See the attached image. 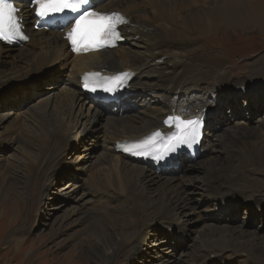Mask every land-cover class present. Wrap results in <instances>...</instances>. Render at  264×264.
<instances>
[{"label":"bare ground","instance_id":"obj_1","mask_svg":"<svg viewBox=\"0 0 264 264\" xmlns=\"http://www.w3.org/2000/svg\"><path fill=\"white\" fill-rule=\"evenodd\" d=\"M15 1L21 8L19 16L28 41L21 48L0 43V96L2 91L7 95V90L13 88H17L13 95H24L47 76L53 82L55 79L62 81L57 92L49 93L45 100L48 101L47 106L33 113L39 118L35 136L22 130H18L16 136H5L9 132L4 131L8 125L20 122L23 114L19 109H10L4 113L6 116H0V142L14 148L29 163L28 173L22 171L21 176L15 171L11 173L13 168L10 166L1 168L0 176L5 185H9V179L16 178L26 183L30 175L41 173L43 164H49L46 157L52 152L60 158L68 145L92 134L95 141L101 140L102 146L97 147L98 156L89 174L85 167L77 165L78 171L89 175L90 185L89 192L81 197L73 214L80 215L77 222L84 230L79 245H86L87 250L95 254L100 252L103 264H110L121 249L132 244L138 246V243L145 242L143 237L149 236L147 230L145 233L139 230L128 233V229H132L129 221H133L124 210L128 197L140 215L151 214L156 221L159 218L170 236L182 237L184 242L191 240L190 246L196 247L191 249L193 254L188 259L181 252L160 264H221L229 257L237 256L239 251L249 249L256 257L255 264H262L264 237L259 238L234 227L221 231L214 223L199 217L196 222L207 231H199V237L193 239L175 218L183 212L194 211V193H201L205 199L200 205L209 201L213 213L230 215L243 201H247L251 214L256 209L264 213V181L257 177L261 175L258 170L264 168V120L260 124L262 127L236 123L233 131L224 130L225 137L216 134L219 127L215 130L214 126L213 132L208 125H213L210 116L218 112L216 101L220 100V93L217 91L223 79L232 73L222 72L211 83L196 76L207 72L198 66V62L188 66L183 60V55L192 51L183 40L190 39L192 34L214 35L220 28L264 32V0H101L95 2L97 10L116 13L127 20L122 33L128 43L116 50L76 56L69 51L61 32L34 29L35 20L28 7L24 6L27 0ZM195 40L187 43L192 49H200L203 52L201 60L210 63L215 56L205 54V48L198 46ZM225 45L229 47V44ZM263 66L264 59L251 64L253 71L262 73ZM6 67H9L7 71L4 70ZM119 73L130 77L128 92L122 95L119 104L104 107L93 103L77 88L87 74ZM252 78L263 82L260 75L255 77L254 74ZM13 81L22 82L7 90L1 87ZM235 89L237 86L234 84L226 92H237ZM243 89L259 92L257 87ZM2 100L0 103L4 104ZM139 100L146 104L145 108L134 112L131 105ZM168 117L196 119L206 124L199 158L176 159L172 166L181 164L179 172L175 173L173 170L169 172L172 166H158L156 161L142 164L138 155L124 150L117 153L123 144L130 141H141L158 131H172L164 123ZM97 133L99 136H95ZM87 156L91 159L86 154L82 162H86ZM194 172H201L204 176L194 179ZM51 177L49 175L48 180ZM71 192L76 193L77 190ZM86 196H90V200H85ZM260 217L264 218L263 215ZM61 232L60 229L56 233ZM157 235L169 239L165 232L160 231ZM14 244L18 249L21 242L18 239ZM28 258L27 262L32 264V257Z\"/></svg>","mask_w":264,"mask_h":264},{"label":"rangeland","instance_id":"obj_2","mask_svg":"<svg viewBox=\"0 0 264 264\" xmlns=\"http://www.w3.org/2000/svg\"><path fill=\"white\" fill-rule=\"evenodd\" d=\"M24 6L27 8L28 3L26 2ZM225 29L220 28L218 31L216 30V34L213 35L212 33L208 36H201L202 33L192 34L189 37L190 39L183 40L184 45L192 50L188 55H183V60L187 62L188 66L198 62L199 67L207 70V72L197 73L198 78L212 83V79L222 75V72L232 73L229 78L223 79L220 83V90L217 91L220 93V100L216 101L218 112L210 116V122L213 125L210 123L208 125L212 130L214 126L215 130L219 127L216 134L221 137L226 136L224 130L233 131L236 129L234 127L236 123H245L247 127H262L260 124L264 120V73L253 71L251 67L252 63L264 59V32L256 30L245 32L235 28H228L225 31ZM191 40H195L198 46L205 48V54L215 56L210 63L201 60L203 52L200 49L191 48V45L187 43ZM206 40H208V43ZM224 40L226 42L220 43ZM127 43H124V45ZM225 44H229V47ZM208 46L209 48H207ZM8 69L9 67L4 68L6 71ZM254 74L255 77L260 75L263 82L259 83L255 78H252ZM41 75L40 73L38 77L40 78ZM50 78V76L44 77L41 83L29 89L30 91H27L24 95H13L14 90L17 89L13 88L14 84H20L23 80L9 82L1 86L4 90L13 89L7 90V95H4L5 92L3 91L1 92L0 99H3L4 104L0 103V107H3V109H0V116H6L4 113L7 114L10 109H19L23 114L18 124L15 121L7 126L4 131L9 130V132L5 136L13 134L16 136L19 133L18 130H22L28 135H36V125L39 126V118L36 115L34 117L33 113L42 108L44 109L47 106L46 103H48L45 100L48 99L49 93L57 92L61 86L62 80L55 79L56 81L53 82L54 80ZM234 84L237 86L234 91L237 92L227 93L226 90ZM246 87H257L259 92L245 91L243 88ZM141 101L139 100L136 104L131 105L134 112L145 108L146 104ZM50 105L47 107L48 109ZM30 113L32 117L29 115ZM120 114L122 116L124 113ZM258 119L262 120L258 122ZM92 136V134H89L74 145H68V149L65 148L64 152H61L60 158L57 157L55 152H52L48 158L46 157V161L49 162L47 166L43 164L45 161L43 158L41 173L37 172L35 175H30L26 183L16 178L9 179L7 183L9 185H5L4 179L0 176V264H29L27 262L29 256L32 257V264L104 263L100 252L95 254L88 251L86 245H79L80 239L84 237V230L77 222L80 215L73 214V209L80 202L81 197L89 192L90 177L88 174L98 156L96 154L97 147L101 144V140L95 141ZM95 136H99V134L97 133ZM3 143L0 142V170L3 167L8 168L10 166V168H13L11 173L15 171V174L19 173V176H21L23 171L27 174L28 160L22 157L14 148L9 145L5 146ZM26 150L30 151L29 148ZM86 154L90 155L91 159H88L89 156H87L86 162H82V157H85ZM79 164L81 167H85L84 170H87L88 174L77 170ZM180 164L169 168V172L171 170L175 173L179 172ZM35 167H37V164ZM258 173L261 175H257V177L264 181V168L259 169ZM49 175L52 176L50 180H48ZM192 175L195 176L194 179L204 176L201 172H194ZM72 190H77V192L72 193ZM90 198V196H86L85 200H90ZM192 198L194 211L190 213L183 212L184 214L181 213L175 218L179 226H184L190 232L191 238L199 237L203 229L207 231L205 227L201 229V223L196 222L199 217L204 218L208 223H214L221 231L224 228L234 227L239 230L244 229V231L259 238L264 237V218L260 217L261 215L264 216V213L256 209V212L254 211L251 214L247 208V201H243L236 210L234 209L232 214L225 215V213H213L211 211L213 206L208 203L209 201L200 205L205 200H203L201 193L192 194ZM124 210L135 222L133 224L132 220L129 221V226L131 224L132 229H128V233L133 234L135 230L145 233V230H147L149 236L143 237L146 239L145 242H137L138 246L132 244L121 249L112 258L110 264H160L168 258L179 256L181 252L187 259L193 254L191 249L195 246H190L192 244L191 240L184 242L182 237L170 236L167 233L166 225L160 223L159 218L156 221V218L151 214L150 216L140 215L129 197ZM179 221L185 222L179 223ZM60 229L62 232L56 233ZM160 231L165 232L169 239L158 236L157 233ZM73 234L76 236H73ZM18 239L21 245L18 249H15L14 241ZM139 240L141 242V239ZM255 258V255L249 249L239 251L237 256L229 257L221 264H255ZM260 262L264 264V261Z\"/></svg>","mask_w":264,"mask_h":264},{"label":"snow or ice","instance_id":"obj_3","mask_svg":"<svg viewBox=\"0 0 264 264\" xmlns=\"http://www.w3.org/2000/svg\"><path fill=\"white\" fill-rule=\"evenodd\" d=\"M88 0H34V3L38 6L35 11L36 14L42 18L51 15H58L65 9H71V11H78V9L86 4ZM17 9L7 0H0V39H3V32L5 23H7L10 30H18L19 20L17 17ZM114 14H98L95 12L85 13L80 15L75 20L74 26L67 34V38L73 46L83 44L88 46L90 44H99L104 41L105 37H112L116 35V30L112 23L111 17ZM89 17H93L90 21ZM123 18H121L122 20ZM107 90V89H106ZM192 121H186L182 125H177L180 129V136L176 139L181 144H187L188 140L195 139V130H189L188 125L193 124ZM160 132H155L149 140L144 143H151L155 137H159ZM146 155V152L140 153Z\"/></svg>","mask_w":264,"mask_h":264}]
</instances>
